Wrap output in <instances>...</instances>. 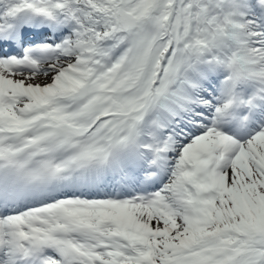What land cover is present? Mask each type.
Masks as SVG:
<instances>
[{
    "label": "snow or ice",
    "instance_id": "1",
    "mask_svg": "<svg viewBox=\"0 0 264 264\" xmlns=\"http://www.w3.org/2000/svg\"><path fill=\"white\" fill-rule=\"evenodd\" d=\"M0 264H264V0H0Z\"/></svg>",
    "mask_w": 264,
    "mask_h": 264
}]
</instances>
